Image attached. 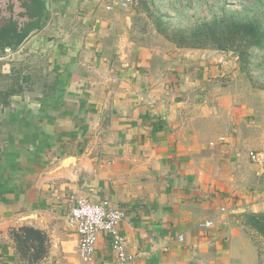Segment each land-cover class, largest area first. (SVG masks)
<instances>
[{
	"label": "crops",
	"instance_id": "crops-1",
	"mask_svg": "<svg viewBox=\"0 0 264 264\" xmlns=\"http://www.w3.org/2000/svg\"><path fill=\"white\" fill-rule=\"evenodd\" d=\"M123 9L49 0L45 13L42 0H0V80H12L0 87V264H83L68 222L77 199L124 212L127 264H264V237L244 219L264 214V159L249 158L264 155V111L235 104L213 53L130 40ZM30 20L29 40L8 46L12 25L23 36ZM22 227L46 237L35 263L17 252ZM114 262L99 233L91 264Z\"/></svg>",
	"mask_w": 264,
	"mask_h": 264
},
{
	"label": "rangeland",
	"instance_id": "rangeland-1",
	"mask_svg": "<svg viewBox=\"0 0 264 264\" xmlns=\"http://www.w3.org/2000/svg\"><path fill=\"white\" fill-rule=\"evenodd\" d=\"M123 2L126 3L125 7L119 3L121 8H124L122 11L127 14H131V17L133 18L131 22L132 26L130 28L131 31L128 32V37L130 40L135 42H137V39L146 41L147 45H150L151 48H153L156 52L162 51L163 53L171 54H181V52H184L189 53L188 55L193 57L196 54L203 52H206L207 54L209 52L211 54L213 53L216 56L217 63L224 64L226 66V79L224 84L227 87H231V92L233 95L238 97V99L234 97L236 100L235 104H238V107H242L240 105L244 106L246 104L242 100H246L258 110L259 114L264 111V48L259 49L255 47H249L243 49L242 52H237L234 48L220 50L217 48V43L213 41H209V43L204 42V47H200L199 49L176 48V46L164 40L156 33L153 28L152 20L148 16L145 17V15L142 13L143 8H141V0H123ZM154 4L156 5L154 6L155 9L158 8L162 14L168 16V18L173 21V24H178L180 28H188L193 24L194 21L209 20L213 15L219 16L222 13L228 15H231L230 13H234L238 18L244 20L255 18L257 16H263L264 18V0H190L189 5H186L185 0H154ZM8 8H11V10L9 9L10 15L12 14L15 16L13 20L19 23L20 27L23 23L26 25V18L23 17V9L19 7L13 13L11 12L13 7L11 6ZM148 8L149 12L153 15V5H151L149 2ZM3 13L8 15L6 10ZM144 19L146 22L143 21ZM1 20L0 25H3L5 20ZM144 22L147 23L145 35L142 33L139 27L141 23ZM35 23L36 22L33 23V21L30 20L27 26H25L26 28L24 30V34L28 31V35L29 31H34L37 25H35ZM118 23L121 24V21H118ZM135 24H138L139 26ZM33 25L35 26L34 28H32ZM147 32L149 34H147ZM143 37H145L146 40H144ZM15 38L16 36L13 38V40H17V38ZM24 39L29 40L27 37H23L21 40L23 41ZM139 44L143 46L145 45L141 43ZM19 58H21V56H17L15 61H20ZM29 60L36 61V55L31 53L29 55ZM15 78L16 76H14V79ZM11 82L12 80H0V87L2 90H4L6 87H9ZM12 87L14 90L20 88L18 84L13 85ZM250 152L261 153L257 151ZM263 218L264 214H258L246 215L244 219L247 221V224H249L259 235L263 236L257 227V225L263 224Z\"/></svg>",
	"mask_w": 264,
	"mask_h": 264
},
{
	"label": "trees",
	"instance_id": "trees-1",
	"mask_svg": "<svg viewBox=\"0 0 264 264\" xmlns=\"http://www.w3.org/2000/svg\"><path fill=\"white\" fill-rule=\"evenodd\" d=\"M148 2L153 5V15L149 12ZM185 2L186 5L190 4V0H185ZM140 4L142 5L141 8H143L142 13L145 17L148 16L152 20L156 33L164 40L176 46V48L199 49L200 47H204L203 45L209 43V41L217 43V48L220 50L234 48L235 51L242 52L243 49L249 47L264 48L263 16L244 20L238 18L234 13H230L231 15L222 13L219 16L213 15L209 20L194 21L188 28H180L178 24H173V21L168 16L162 14L158 8H154L156 6L154 0H141ZM24 9L25 14L32 16L31 12L37 11V9L39 10V6L32 2L30 4H24ZM145 22L141 23L140 26L135 24L140 27L144 35L147 27V23ZM12 27L15 37L17 26L13 24ZM148 32L147 34L150 33ZM27 33L28 31L23 36H16L17 40H14L13 43L8 41L7 45H19L22 42L21 39L27 36ZM143 38L146 40L145 37ZM2 40L3 38L0 35V42ZM137 43L147 45L146 41L139 39H137ZM257 227L264 236V222L263 224L257 225ZM12 236L17 252L23 260H27L29 263H35L46 254V237L41 231L29 227H22L17 230H12Z\"/></svg>",
	"mask_w": 264,
	"mask_h": 264
},
{
	"label": "built area",
	"instance_id": "built-area-1",
	"mask_svg": "<svg viewBox=\"0 0 264 264\" xmlns=\"http://www.w3.org/2000/svg\"><path fill=\"white\" fill-rule=\"evenodd\" d=\"M115 2L120 3L123 7L126 6L123 0H115ZM249 158L254 162H261L264 155L249 152ZM123 218L124 212L110 207L108 201L99 203H91L82 199L75 201L68 222L76 229L78 235L77 253L83 264L92 263L99 233H104L109 238L111 251L115 257L114 264L128 263L130 258L126 253L127 238L119 230V224ZM212 224L211 221L206 220L199 225L203 228H211ZM177 240L183 242V235H179Z\"/></svg>",
	"mask_w": 264,
	"mask_h": 264
},
{
	"label": "water",
	"instance_id": "water-1",
	"mask_svg": "<svg viewBox=\"0 0 264 264\" xmlns=\"http://www.w3.org/2000/svg\"><path fill=\"white\" fill-rule=\"evenodd\" d=\"M42 1H44L45 13H48V11H49V0H42Z\"/></svg>",
	"mask_w": 264,
	"mask_h": 264
}]
</instances>
